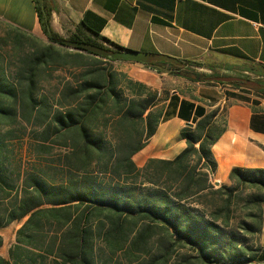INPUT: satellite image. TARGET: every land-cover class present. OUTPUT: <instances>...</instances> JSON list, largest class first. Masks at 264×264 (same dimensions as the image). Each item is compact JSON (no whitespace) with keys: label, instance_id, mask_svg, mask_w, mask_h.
I'll use <instances>...</instances> for the list:
<instances>
[{"label":"trees","instance_id":"trees-1","mask_svg":"<svg viewBox=\"0 0 264 264\" xmlns=\"http://www.w3.org/2000/svg\"><path fill=\"white\" fill-rule=\"evenodd\" d=\"M34 3L48 42L9 24L0 31V228L22 222L0 264H98V239L116 248L131 233L146 240L156 231L167 243L219 256L220 264L264 261V247L227 229L243 202L258 217L243 228L264 226V168L236 166L230 184H214L213 146L226 129L219 108L181 100L177 115L193 123L180 132L186 147L140 167L134 156L168 117L161 106L168 92L104 60L191 81L219 76L199 71L201 62L118 45L84 21L64 37L52 25L54 0ZM58 46L75 50L78 63L90 56L89 67L73 80L54 76L63 67ZM239 70L221 82L264 95V66ZM55 146L61 152L51 155Z\"/></svg>","mask_w":264,"mask_h":264},{"label":"crops","instance_id":"crops-1","mask_svg":"<svg viewBox=\"0 0 264 264\" xmlns=\"http://www.w3.org/2000/svg\"><path fill=\"white\" fill-rule=\"evenodd\" d=\"M54 2L52 25L64 37L84 21L118 45L201 62L204 67L197 68L199 71L219 76L216 81H191L158 73L139 62L110 61L114 70L158 90L164 87L163 79L173 82L169 89L164 87L168 95L161 103L169 115L140 151L137 164L144 165L149 158L172 159L186 147L180 132L191 121L177 115L184 99L207 110L219 108L226 124L213 146L218 162L215 181L230 184V171L236 166L264 168V95L221 82L222 75L238 76L239 67L246 64L264 66V0ZM8 24L48 42L34 0H0V31Z\"/></svg>","mask_w":264,"mask_h":264},{"label":"rangeland","instance_id":"rangeland-1","mask_svg":"<svg viewBox=\"0 0 264 264\" xmlns=\"http://www.w3.org/2000/svg\"><path fill=\"white\" fill-rule=\"evenodd\" d=\"M2 30V27H1ZM62 55L63 67L53 73L54 76H60L61 78L72 79L75 76H80L81 73L89 67L88 63L84 61H90V56H86L83 63H78L73 54L75 50L67 47L58 46ZM105 61V66L113 69L114 64L108 60ZM129 77V76H128ZM164 87L169 89L173 82L168 79H163ZM159 90L163 96L167 90ZM61 152L60 148L56 146L51 149V155H57ZM142 152L137 153L134 156V160L137 161ZM135 161V162H136ZM137 163V162H136ZM138 166L142 167L143 165ZM215 182V180H214ZM215 184V183H214ZM217 186V185H216ZM250 193V191L246 192ZM246 193L242 196L246 197ZM244 203V202H243ZM241 204L239 208L234 211L233 218L231 220L228 231L234 232L236 235H241L244 238V242L253 247H264V226L259 230L250 231L243 228L244 223L253 224L257 220V209L255 205ZM22 222L14 221L9 225L0 228V234L3 237V244L0 247V254L8 257V250L10 246L15 242L16 231L21 226ZM256 226V225H255ZM156 231L153 236L146 240H135L134 234L131 233L121 241L120 246L111 248L109 244L104 240L98 239L96 242V252L98 256V264H220L221 258L215 257L209 252L201 253L199 249L190 247L188 242H165V239H161V235ZM4 256V257H5ZM254 264H264V261L255 260Z\"/></svg>","mask_w":264,"mask_h":264},{"label":"water","instance_id":"water-1","mask_svg":"<svg viewBox=\"0 0 264 264\" xmlns=\"http://www.w3.org/2000/svg\"><path fill=\"white\" fill-rule=\"evenodd\" d=\"M186 125H187V126H192V125H193V123H191V122H187V123H186ZM214 183H215V185H217V186H219V185H220V182H219L218 180H217V181H215Z\"/></svg>","mask_w":264,"mask_h":264}]
</instances>
